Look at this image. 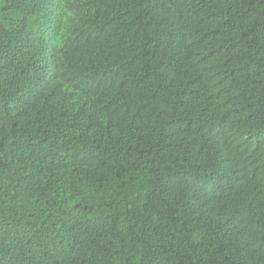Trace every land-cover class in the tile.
Listing matches in <instances>:
<instances>
[{"label": "trees", "instance_id": "obj_1", "mask_svg": "<svg viewBox=\"0 0 264 264\" xmlns=\"http://www.w3.org/2000/svg\"><path fill=\"white\" fill-rule=\"evenodd\" d=\"M0 264H264V0H0Z\"/></svg>", "mask_w": 264, "mask_h": 264}]
</instances>
